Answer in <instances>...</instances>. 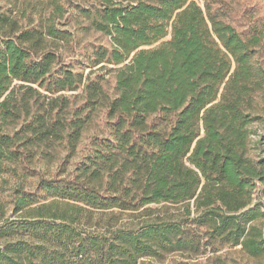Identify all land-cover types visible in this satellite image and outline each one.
Instances as JSON below:
<instances>
[{
	"label": "trees",
	"instance_id": "trees-1",
	"mask_svg": "<svg viewBox=\"0 0 264 264\" xmlns=\"http://www.w3.org/2000/svg\"><path fill=\"white\" fill-rule=\"evenodd\" d=\"M48 3L32 28L0 14V264H138L195 249L187 221L262 255L264 30L242 36L196 0ZM74 16L112 40L87 75L64 61ZM79 91L85 105L66 120L64 93ZM98 108L108 138L75 176L28 185L30 147L75 150ZM99 222L105 234L90 231Z\"/></svg>",
	"mask_w": 264,
	"mask_h": 264
},
{
	"label": "rangeland",
	"instance_id": "rangeland-1",
	"mask_svg": "<svg viewBox=\"0 0 264 264\" xmlns=\"http://www.w3.org/2000/svg\"><path fill=\"white\" fill-rule=\"evenodd\" d=\"M196 1L201 6L208 2L214 10L219 12L221 18L230 22L242 36H249L256 31L264 30V0ZM48 2L49 0H21L20 2L0 0V14H6L10 19L16 20L18 26L32 28L37 26L40 16L48 15L50 11L47 8ZM75 16L69 20L67 26H64V29L73 35L70 44L63 48L64 61L75 72L83 71L87 75L90 72L89 60L93 58L94 50L101 46L109 49L112 46V40L107 35L86 29L84 20ZM117 68L119 67L108 66V69ZM104 85L109 94L115 93V81L112 73L106 77ZM64 94L68 98L69 107L61 108L62 113L66 120H71L75 111L84 107V97L80 91ZM64 105L65 103L59 102V107ZM88 112L86 109L82 115L85 116ZM106 138H108L106 111L98 108L92 114L91 122L86 126L75 150L72 149V144L68 139L63 141L53 139L45 143L37 142L28 150L30 158L23 161V166L30 176L28 185L34 184V176L46 179L72 178L76 174V168L84 161L95 142ZM254 198L255 203L264 212V199L259 192L255 193ZM13 219L10 218V221ZM199 224L187 221L185 225L198 243L195 249L162 252L156 257L143 258L138 264H264V253L252 256L242 246H231L214 240L211 238V231L207 227H200ZM1 225L2 223H0ZM254 225L257 228V234L260 233L264 239V217H261ZM105 230L103 223L99 222L95 223L90 231L102 235L105 234ZM22 236L18 233L5 235L2 237L1 243Z\"/></svg>",
	"mask_w": 264,
	"mask_h": 264
}]
</instances>
